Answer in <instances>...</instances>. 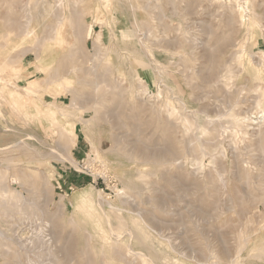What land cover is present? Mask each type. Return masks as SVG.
I'll list each match as a JSON object with an SVG mask.
<instances>
[{"label": "rangeland", "instance_id": "374dc122", "mask_svg": "<svg viewBox=\"0 0 264 264\" xmlns=\"http://www.w3.org/2000/svg\"><path fill=\"white\" fill-rule=\"evenodd\" d=\"M263 34L264 0H0V264H264Z\"/></svg>", "mask_w": 264, "mask_h": 264}, {"label": "bare ground", "instance_id": "6f19581e", "mask_svg": "<svg viewBox=\"0 0 264 264\" xmlns=\"http://www.w3.org/2000/svg\"><path fill=\"white\" fill-rule=\"evenodd\" d=\"M244 6H245V5H244ZM146 9H147V8H146ZM155 9H156V8H155ZM239 9H240V8H239ZM246 10H247V9H246ZM252 10H253V9H252ZM249 12L251 13L250 10H249ZM256 14H257V13H256ZM246 15H247V14H246ZM250 15H251V14H250ZM243 16H245V15H243ZM9 17H10V16H9ZM230 17H231V16H230ZM26 18H27V17H26ZM242 18H243V17H242ZM249 18H250V20H253V21L255 20V19H253V17H252V18H251V17H248V19H249ZM13 19H14V18H13ZM232 19H233V18H232ZM229 20H230V19H229ZM160 21H161V20H160ZM230 21H231V20H230ZM230 21H229V22H230ZM253 21H252V22H253ZM200 22H202V21H200ZM255 22H256V20H255ZM28 23H29V22H28ZM16 24H17V23H16ZM16 24H15V25H16ZM204 24H205V23H204ZM228 24H229V23H228ZM231 24H232V23H231ZM254 24H255V23H254ZM247 25H248V24H247ZM10 26H11V24H10ZM205 26H206V25H205ZM234 26H235V25H234ZM28 29H29V28H28ZM148 29H149V28H148ZM31 30H33V29H31ZM206 30H207V29H206ZM26 32H27V34L30 35L33 31H30V30H27V29H26V31H25L24 33H26ZM90 32H91V31H90ZM213 32H214V31H213ZM248 32H249V31H248ZM33 33H34V32H33ZM33 33H32V34H33ZM216 33H217V32H216ZM216 33H215V34H216ZM213 34H214V33H213ZM226 35H227V34H226ZM263 35H264V34H263ZM17 36H18V35H17ZM206 36H207V35H206ZM27 37H28V36H27ZM209 37H210V36H209ZM56 38H59V37H55V39H56ZM57 40H58V39H57ZM57 40H56V41H57ZM54 41H55V40H54ZM58 41H60V43H62V42H61V41H62L61 38H59ZM202 42H203V41H202ZM206 42H207V41H206ZM195 43H196V42H195ZM223 43H224V42H223ZM244 43H245V42H244ZM201 44H202V43H201ZM208 44H209V43H208ZM216 44H217V42H216ZM231 45H232V44H231ZM243 46H244V45H243ZM204 48H205V46H204ZM214 48H215V47H214ZM216 49H217V48H216ZM200 50H201V49H200ZM208 50H209V49H208ZM208 50H207V51H208ZM210 50H211V49H210ZM210 50H209V51H210ZM220 50H221V49H220ZM234 50H235V49H234ZM239 50H240V49H239ZM211 51H212V50H211ZM252 54H253V53H252ZM263 55H264V53H263ZM251 56H252V55H251ZM97 57H98V56H97ZM239 57H240V56H239ZM208 58H209V57H208ZM254 58H255V57H254ZM202 60H203V59H202ZM92 61H93V60H92ZM259 61H260V60H259ZM254 62H255V61H254ZM205 64H206V63H205ZM252 64H253V63H252ZM202 65H203V64H202ZM261 65H262V64H261ZM92 66H93V65H92ZM92 66H90V67H92ZM204 66H205V65H204ZM256 66H257V65H256ZM256 66H255V67H256ZM90 67H89V68H90ZM184 67H185V66H184ZM205 67H206V66H205ZM93 68H94V67H93ZM202 68H203V67H202ZM209 68H210V67H209ZM212 68H213V67H212ZM204 69H205V68H204ZM213 70H214V69H213ZM197 71H198V70H197ZM211 71H212V70H211ZM200 72H201V71H200ZM258 73H260V72H258ZM214 74H215V73H214ZM205 76H206V75H205ZM99 77H100V76H99ZM216 77H217V76H216ZM104 78H105V77H104ZM104 78H103V79H104ZM217 78H218V77H217ZM94 81H95V80H94ZM88 83H89V82H88ZM91 83H92V82H91ZM98 83H99V82H98ZM97 85H98V84H97ZM112 85H113V84H112ZM120 86H121V85H120ZM97 87H99V85H98ZM196 88H197V87H196ZM124 90H125V89H124ZM113 91H114V90H113ZM117 93H118V92H117ZM118 97H119V96H118ZM123 97H124V96H123ZM237 98H238V97H237ZM85 100H86V99H85ZM120 100H121V99H120ZM143 102H145V100H144ZM123 103H124V102H123ZM120 104H121V103H120ZM133 104H134V103H133ZM144 104H145V103H144ZM260 104H261V103H260ZM121 105H122V104H121ZM143 106H145V105H143ZM81 107H82V106H81ZM114 111H115V110H114ZM118 111H119V110H118ZM112 112H113V111H112ZM105 113H106V112H105ZM108 113H109V112H108ZM110 113H111V112H110ZM116 113H117V112H116ZM113 114H114V113H113ZM102 115H103V114H102ZM106 116H107V115H106ZM116 116H117V115H116ZM132 116H133V115H132ZM133 117H134V116H133ZM118 118H119V117H118ZM150 118H151V117H150ZM150 118H149V119H150ZM147 119H148V118H147ZM105 120H106V119H105ZM154 120H155V118H154ZM169 120H170V119H169ZM151 122H152V121H151ZM156 122H157V121H156ZM167 123H168V122H167ZM172 123H173V122L170 123L169 127H171V126L173 125ZM118 126H119V125H118ZM166 127H167V126H166ZM204 128H205V127H204ZM135 129H136V128H135ZM137 129H138V128H137ZM170 130H171V129L168 128V131H170ZM204 130H205V129H204ZM212 130H213V129H212ZM136 131H137V130H136ZM165 131H166V130H165ZM112 135H113V134H112ZM165 135H166V134H165ZM121 136H122V135H121ZM124 136H125V135H124ZM116 137H117V136H116ZM118 138H120L119 135H118ZM118 138H117V139H118ZM135 138H136V137H135ZM117 139H116V140H117ZM114 140H115V138H114ZM165 140H166V139H165ZM260 140H261V139H260ZM118 141H119V140H118ZM118 141H117V144H118ZM179 141H180V140H179ZM172 145H173V144H172ZM174 145H175V144H174ZM59 146H60V145H59ZM185 146H186V145H185ZM188 146H189V145H188ZM205 146H206V145H205ZM173 147H174V146H173ZM124 148H125V147H124ZM156 149H157V148H156ZM189 149H191V148H189ZM167 150H168V149H167ZM65 151H66V150H65ZM65 151H63V152H65ZM190 152H191V151L189 150V153H190ZM57 153H58V152H57ZM172 153H173V150H172ZM205 153H206V152H205ZM133 154H134V153H133ZM173 154H174V153H173ZM173 154H172V155H173ZM129 155H131V154H129ZM174 155L176 156V154H174ZM204 156H205V155H204ZM137 157H138V156H137ZM140 157H141V156H140ZM169 157H170V156H169ZM173 158H174V157H173ZM155 159H156V158H155ZM158 159H160V158H158ZM168 159H169V158H168ZM160 160H161V159H160ZM163 160H165V159H163ZM222 164H223V163H222ZM187 172H188V171H187ZM217 172H218V171H217ZM167 175H168V174H167ZM238 176H239V175H238ZM185 178H186V177H185ZM14 179H15V178H14ZM197 179H198V178H197ZM3 180H4V179H3ZM196 181H197V180H196ZM45 184H46V183H45ZM196 185H197V184H196ZM2 188H5V189H6V186H5V187L2 186ZM5 189H4V190H5ZM201 189H202V188H201ZM6 191H7V189H6ZM98 193H99V192H98ZM6 194H7V193H6ZM6 197H7V196H6ZM230 198H231V197H230ZM195 199H196V198H195ZM28 201H29V200H28ZM24 202H25V201H24ZM88 202H89V201H88ZM98 203H99V202H98ZM32 204H33V203H32ZM46 204H47V203H46ZM86 204H87V203H86ZM82 205H83V204H82ZM97 205H98V204H97ZM42 206H43V205H42ZM84 206H85V205H84ZM90 207H91V206H90ZM38 208H39V207H38ZM85 208H86V207H84L83 209H85ZM91 208H92V207H91ZM113 208H114V207H113ZM18 209H19V208H18ZM88 209L90 210V208H88ZM93 209H94V208H93ZM85 210H87V209H85ZM233 210H234V209H233ZM33 211H34V210H33ZM91 211H92V210H91ZM5 212H6V210H5ZM48 212H49V211H48ZM87 212H88V211H87ZM45 213H46V212H45ZM58 213H59V212H58ZM88 213H89V212H88ZM90 213H91V212H90ZM92 213H93V211H92ZM235 213H236V212H235ZM51 214H52V216H53V214H55V213H52V212H51ZM41 215H42V214H41ZM91 215H92V214H91ZM180 216H181V215H180ZM54 217H56V214L54 215ZM54 217H53V219H55ZM214 217H215V216H214ZM47 218H48V217H47ZM47 218H46V219H47ZM217 218H218V217H217ZM53 219H52V220H53ZM239 219H240V218H239ZM50 220H51V218H50ZM73 220H74V219H73ZM196 220H197V219H196ZM55 221H56V220H55ZM46 222H47L46 224L49 223L48 221H46ZM57 223H58V222H57ZM42 224H43V223H42ZM106 224H107V223H106ZM178 224H179V223H178ZM182 224H183V223H182ZM49 225H51V224H49ZM47 226H48V225H47ZM54 226H55V225H54ZM57 226H58V225H57ZM57 226H56V227H57ZM50 227H53V226H50ZM56 227H55V228H56ZM199 227H200V226H199ZM59 228H60V225H59ZM59 228H58V229H59ZM181 228H182V227H181ZM41 229H42V228H41ZM49 229H50V228H49ZM52 229H53V228H52ZM20 230H21V229H20ZM35 230H36V229H35ZM50 230H51V229H50ZM50 230H49V231H50ZM17 231H18V230H17ZM21 231H22V230H21ZM47 231H48V230H47ZM51 231H52V230H51ZM53 231L55 232V230H53ZM53 231H52L51 234L54 233ZM60 231H61V230H60ZM60 231H59V232H60ZM30 232H31V231H30ZM38 232H39V231H38ZM49 233H50V232H49ZM56 233H57V232H56ZM56 233H55V235H56ZM17 234H19V233H17ZM40 234L42 235L41 232H39V235H40ZM57 234L59 235V233H57ZM71 234H72V233H71ZM112 234H113V233H112ZM114 234H115V232H114ZM114 234H113V235H114ZM119 234H120V233H119ZM179 234H180V233H179ZM4 235H5V234H4ZM37 235H38V234H37ZM37 235H36V236H37ZM43 235H44V233H43ZM47 235H48V233H47ZM55 235H54L55 240H57V242H56V241H55V242H56V243H59V242H58L59 239H56V236H55ZM58 235H57V236H58ZM117 235H118V234H117ZM120 235H121V234H120ZM120 235H119V236H120ZM27 236H29V235L27 234ZM27 236H26V237H27ZM70 236H71V235H70ZM87 236H89V235H87ZM202 236H203V235H202ZM21 237H22V236H21ZM24 237H25V236H24ZM48 237H49V236H48ZM51 237H52V236H50V238H51ZM67 237H68V236H67ZM110 237H111V236H110ZM120 237H121V236H120ZM37 238H38V237H37ZM46 238H47V237H46ZM46 238H44V239H43V238H38L37 241H38L39 239H41L40 241H41V243H42V239L45 240ZM57 238H58V237H57ZM68 238H69V237H68ZM20 239H21V238H20ZM20 239H19V240H20ZM25 239H26V238H25ZM47 239H49V238H47ZM51 239H53V238H51ZM110 239H111V238H110ZM34 240H35V239H34ZM89 240H90V239H89ZM27 241H28V240H27ZM53 241H54V239H53ZM32 242H33V241H32ZM72 242H73V241H72ZM87 242H88V241H87ZM24 243H25V242H24ZM33 243H34V242H33ZM38 243H39V242H38ZM47 243H51V242L48 241ZM22 244H23V242H22ZM89 244H90V243H89ZM1 245H2V244H1ZM6 245H7V243L5 244V246H6ZM8 245H9V244H8ZM8 245H7L6 247H8ZM50 245H51V244H50ZM56 245H57V244H56ZM59 245H61V244H59ZM69 245H70V243H69ZM69 245H68V246H69ZM226 245H227V244H226ZM41 246H42V244H41ZM52 246H53V245H52ZM61 246H64V245L62 244ZM3 247H4V246H3ZM9 247H10V246H9ZM65 247H66V246H65ZM103 247H104V246H103ZM10 248H11V247H10ZM10 248H9V249H8V248H5L3 251H5V250L7 251V249H8V250L11 252L12 249H10ZM50 248H51V247H49V249H50ZM58 248H59V247H58ZM66 248H67V247H66ZM42 249H43V248H42ZM49 249H48L47 251H49ZM55 249H56V248H55ZM109 249H110V248H109ZM15 250H16V249H15ZM51 250H52V249H51ZM56 250H57V249H56ZM58 250H60V249H58ZM69 250H70V249H69ZM9 251H7V252H9ZM61 251H62V250H61ZM119 251H120V250H119ZM10 252H9V254H10ZM72 252H73V251H72ZM114 253L117 254V252H114ZM120 253H121V252H119L118 254H120ZM140 253H141V252H140ZM227 253H228V252H227ZM1 254H2V253H1ZM9 254H8V255H9ZM49 254H50V253H49ZM72 254H74V253H72ZM6 255H7V253H6ZM13 255H14V253H13ZM13 255H12V256H13ZM16 255H17V253H16ZM121 255H122V254H121ZM117 256H118V255H117ZM219 256H220V255H219ZM37 257H38V256H37ZM89 257H90V256H89ZM120 257H121V256H120ZM11 258H12V257H11ZM40 258H41V257H40ZM40 258H39V259H40ZM48 258H49V256H48ZM61 258H63V257H61ZM121 258H122V257H121ZM121 258H120V259H121ZM123 258H124V257H123ZM125 258H126V257H125ZM221 258H222V257H221ZM12 259H13V258H12ZM12 259H11V260H12ZM67 259H68V258H67ZM160 259H161V258H160ZM226 259H227V258H226ZM124 260H125V259H124ZM233 260H234V259H233ZM64 261H65V260H64ZM12 262H13V260H12ZM29 262H30V261H29ZM49 262H50V261H49ZM89 262H90V261H89ZM89 262H88V263H89ZM100 262H101V261H100ZM6 263H7V262H6ZM6 263H5V264H6ZM8 263H9V262H8ZM8 263H7V264H8ZM47 263H48V262H47ZM221 263H222V261H221ZM10 264H11V263H10ZM14 264H22L21 258H20L18 255H17V257H15V259H14ZM45 264H46V263H45ZM155 264H156V263H155ZM173 264H174V263H173ZM217 264H219V263H217Z\"/></svg>", "mask_w": 264, "mask_h": 264}]
</instances>
